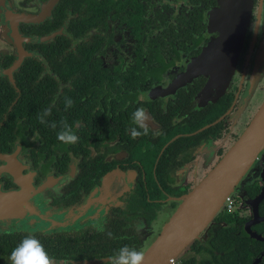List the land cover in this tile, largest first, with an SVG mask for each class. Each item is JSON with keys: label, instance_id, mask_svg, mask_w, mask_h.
Instances as JSON below:
<instances>
[{"label": "flooded vegetation", "instance_id": "obj_1", "mask_svg": "<svg viewBox=\"0 0 264 264\" xmlns=\"http://www.w3.org/2000/svg\"><path fill=\"white\" fill-rule=\"evenodd\" d=\"M238 2L0 0V264L28 235L56 264H109L125 245L147 250L264 101V0H252L233 71L219 53L201 57L221 35L214 11L224 3L231 18ZM140 107L150 127L134 139ZM62 120L77 143L57 139ZM263 158L234 189L244 230ZM221 226L229 222L215 217L176 264H224L208 245Z\"/></svg>", "mask_w": 264, "mask_h": 264}, {"label": "water", "instance_id": "obj_2", "mask_svg": "<svg viewBox=\"0 0 264 264\" xmlns=\"http://www.w3.org/2000/svg\"><path fill=\"white\" fill-rule=\"evenodd\" d=\"M238 6L232 7L230 16L224 10V3L214 11V20H222L221 35L210 43L203 51L201 57L206 59L212 53H219L214 57H224L232 71L234 70L238 55L245 38L246 27L251 12L252 0H238ZM225 11V12H224ZM225 19L231 23L224 24ZM264 55V42L261 46ZM217 60V59H216ZM19 60L11 69L17 68ZM231 69L229 68L228 76ZM222 92V91H221ZM264 150V101L259 110L239 136L233 146L221 157V160L196 186L188 193L180 204L173 217L165 224L160 234L150 244L145 253L144 264H171L174 258L178 260L181 252L199 237L200 233L215 218L227 202L229 196H235L234 189L241 183L245 174ZM260 178L264 181V158L262 160ZM254 169L253 172H258ZM264 198V184L261 192L254 198H248L247 203L252 207L253 216L245 228L251 237L264 241V235L257 232L253 225L264 221V216L259 213V203ZM261 256L256 257L258 263Z\"/></svg>", "mask_w": 264, "mask_h": 264}, {"label": "clouds", "instance_id": "obj_3", "mask_svg": "<svg viewBox=\"0 0 264 264\" xmlns=\"http://www.w3.org/2000/svg\"><path fill=\"white\" fill-rule=\"evenodd\" d=\"M72 101L66 99V107H71ZM50 109L45 110L39 117L40 122L46 123L44 117L50 115ZM150 116L147 114L143 107L137 108L132 113L133 124L137 127L131 128V136L135 139L136 137L148 135L149 125L145 123L148 121ZM61 129L57 132V139L65 144H75L78 142L79 137L73 130V126L68 124L66 120L60 121ZM50 127L53 129L57 128V124L52 122ZM137 128L142 131H138ZM231 199L234 197L229 196ZM228 197V198H229ZM227 198V199H228ZM233 201V200H232ZM227 204V202H226ZM224 205L223 210L232 214L237 212V205L235 209L229 210L227 205ZM97 231L104 232V225L101 223H94L92 225ZM107 235L111 238L112 233L108 232ZM250 235V234H249ZM10 264H56L54 257L50 256L44 245L37 239L34 235L26 236L11 252L9 256ZM145 253L143 251H138L135 248H130L127 245L121 247L109 260V264H144ZM178 260L174 258L171 260V264H176ZM67 264V262H65Z\"/></svg>", "mask_w": 264, "mask_h": 264}, {"label": "trees", "instance_id": "obj_4", "mask_svg": "<svg viewBox=\"0 0 264 264\" xmlns=\"http://www.w3.org/2000/svg\"><path fill=\"white\" fill-rule=\"evenodd\" d=\"M215 217L219 218V221L229 222V226H221L216 230L209 241L208 245L212 248L210 250L215 254L214 258L216 260H218V257L219 259L222 258L224 264H264V257L261 262L254 263L256 257L260 255V251L264 249V242L251 237L243 229L242 225L247 218L241 217L236 211L230 214L226 210L225 214L220 212ZM239 224H241V227H239ZM254 228L258 230L264 228V221L256 224ZM238 231L241 232L238 233ZM197 243L193 244V248L200 252V248L196 247ZM215 250L217 252L224 251V254L215 253ZM209 259L205 257L199 260L195 257L191 264H207Z\"/></svg>", "mask_w": 264, "mask_h": 264}, {"label": "built area", "instance_id": "obj_5", "mask_svg": "<svg viewBox=\"0 0 264 264\" xmlns=\"http://www.w3.org/2000/svg\"><path fill=\"white\" fill-rule=\"evenodd\" d=\"M227 208L229 209V210H233L234 209V206H233V201H232V199L229 197L228 199H227Z\"/></svg>", "mask_w": 264, "mask_h": 264}, {"label": "rangeland", "instance_id": "obj_6", "mask_svg": "<svg viewBox=\"0 0 264 264\" xmlns=\"http://www.w3.org/2000/svg\"><path fill=\"white\" fill-rule=\"evenodd\" d=\"M260 85H261V84L258 85V87H259V89H258V90H259L258 93H260V90H261ZM263 86H264V82L262 83V87H263ZM263 99H264V92H263ZM254 107H255V105H254L253 108H252V113L255 112V110L253 111ZM256 107H257V105H256ZM252 113L249 114V117L252 115ZM234 209L236 210V207H234ZM260 261H261V260H260ZM258 263H259V262H258Z\"/></svg>", "mask_w": 264, "mask_h": 264}]
</instances>
